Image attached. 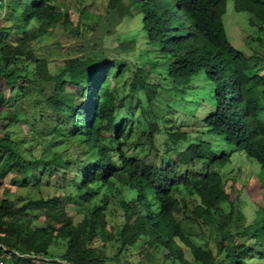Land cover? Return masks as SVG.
I'll list each match as a JSON object with an SVG mask.
<instances>
[{
    "label": "trees",
    "instance_id": "obj_1",
    "mask_svg": "<svg viewBox=\"0 0 264 264\" xmlns=\"http://www.w3.org/2000/svg\"><path fill=\"white\" fill-rule=\"evenodd\" d=\"M227 1L104 0L113 24L129 18L136 28L111 57L102 46L113 24L91 40L83 10L63 0H1L10 10L0 17V188L9 175L17 188H53L37 198L0 193L5 264H142L131 259L140 247L170 264H191L185 252L194 264L264 258V208L243 225L220 172L238 150L264 181V73L229 41ZM232 1L264 37V0ZM139 44L147 60L138 65L128 54ZM163 87L179 95L176 107L193 92L199 129L166 125L154 108ZM161 146L153 160L137 156ZM185 192L194 220L215 230L216 253L184 234L176 214ZM60 244L62 253L50 251Z\"/></svg>",
    "mask_w": 264,
    "mask_h": 264
},
{
    "label": "rangeland",
    "instance_id": "obj_2",
    "mask_svg": "<svg viewBox=\"0 0 264 264\" xmlns=\"http://www.w3.org/2000/svg\"><path fill=\"white\" fill-rule=\"evenodd\" d=\"M67 7L76 6L83 10V14L80 15L81 33L86 35L87 39L96 40L98 34L109 25H112L113 18L107 14L105 10L104 0H63ZM10 10L7 2H0V17H3ZM249 15L244 12H237L234 9L232 0H228L225 6V14L223 16V23L227 37L231 44L239 51H242L244 55L256 56V62L264 73V37L257 35L256 28H251L248 25ZM93 25V26H92ZM95 25V26H94ZM94 28V30L90 29ZM112 30V36L110 41H104L103 51L109 56H118L122 53L118 47L119 41L131 40L136 34L135 23L129 18H124L120 22L110 26ZM64 42V38L51 37L50 41L58 40ZM95 42V41H94ZM98 42V41H97ZM100 45V41L98 43ZM90 47H94L93 44ZM64 53H62L61 57ZM123 55V54H122ZM129 59L136 60L137 64L143 63L147 60L146 47L144 44H139L135 47L133 52H130ZM61 57L53 55L52 59H55L57 63H60ZM148 65L146 64V68ZM165 85V83H162ZM264 87L262 88V92ZM187 103L181 104L176 107L173 106L175 100L179 99L178 94H174L167 87H163L158 91V98L154 103V108L157 113L164 116L166 125L169 128L180 126L181 130L193 132L200 128L199 119L200 112H193L192 98L193 92L188 91L186 93ZM198 99L202 96H197ZM203 100V98H202ZM264 102V100H263ZM136 103L135 97L132 98V106ZM204 103V102H203ZM194 137V135H192ZM203 139L208 137L203 136ZM217 141L219 139L217 138ZM160 142V141H159ZM220 145V144H219ZM165 146L158 147V153L154 150L145 147L137 156L139 158H147L153 160L158 154L165 152ZM217 150L220 151V146H217ZM138 151V150H136ZM133 152V151H131ZM224 179V189L229 194L230 199L237 209L238 214L245 217L243 219V225L252 224L256 218V211L264 208V181L263 171L260 166L253 160L246 158L242 152L236 150L231 155V162L220 170ZM12 175H9L3 180L0 193L7 191L11 198H15L16 194L26 195L31 197H39V192L44 196H50L53 194V188L48 185H44L41 190L30 188H17L9 183V179ZM45 182V180H43ZM43 182V183H44ZM185 198L180 197V210L176 214L177 219L180 221L181 228L184 234L191 239V241L211 249L214 253L215 240L213 238L215 230L210 225H203L197 223L192 215V209L195 205V201L186 192L183 194ZM222 208L228 212L230 209V203L221 205ZM112 223L119 221L120 212H112L109 215ZM76 219L78 217L76 216ZM232 233H236L234 227L231 230ZM237 241V238L233 240ZM142 241H138L137 244H141ZM50 251L55 254L62 253L64 247L60 244L58 246L51 247ZM131 259L142 264H170V262L161 259H151V256L146 254V250L142 247L138 249H132ZM222 254L218 258H220ZM184 258L191 264L192 258L188 252H185ZM249 264H264V258H251Z\"/></svg>",
    "mask_w": 264,
    "mask_h": 264
},
{
    "label": "built area",
    "instance_id": "obj_3",
    "mask_svg": "<svg viewBox=\"0 0 264 264\" xmlns=\"http://www.w3.org/2000/svg\"><path fill=\"white\" fill-rule=\"evenodd\" d=\"M1 2V0H0ZM6 251V249H4ZM0 264H5V262L3 260L0 259Z\"/></svg>",
    "mask_w": 264,
    "mask_h": 264
}]
</instances>
